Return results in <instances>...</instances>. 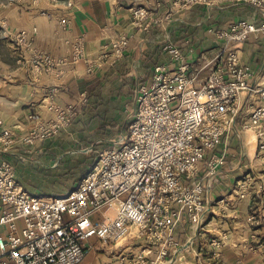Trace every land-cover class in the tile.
<instances>
[{"label":"built area","instance_id":"2783aa9c","mask_svg":"<svg viewBox=\"0 0 264 264\" xmlns=\"http://www.w3.org/2000/svg\"><path fill=\"white\" fill-rule=\"evenodd\" d=\"M52 1L62 5L59 32L69 35L74 2ZM224 2L248 4L261 19H239L215 31L222 51L200 84L180 44L164 42L162 50L174 66L157 64L150 85L138 86L127 131L99 153L74 189L51 196L32 194L18 180L15 167L0 162V264H85L96 249L107 256L95 264H172L184 247L207 232L209 219L228 213V196L212 201L210 193L227 160L218 146L238 121L246 95L260 97V103L249 108L246 126L256 131L258 147L264 150V84L251 82L253 71L239 55L253 33L264 36V0H174L173 5L213 7ZM149 14L147 8L136 7L135 25L144 28ZM15 37L31 53L38 72L65 63L37 50L28 30ZM129 43L125 34L113 39L100 61L89 63V71L103 60H119ZM73 46L74 59L83 58L84 37ZM86 101L82 96L81 104ZM47 109L51 117L35 120L22 142L33 144L57 134L73 123L81 107H60L51 98ZM18 140L0 118V150L7 151ZM254 178L251 173L242 177L237 192H249ZM258 183L264 189V173ZM184 221L192 233L182 243L176 231ZM226 242L225 233L210 239L218 251Z\"/></svg>","mask_w":264,"mask_h":264},{"label":"crops","instance_id":"0c3cea01","mask_svg":"<svg viewBox=\"0 0 264 264\" xmlns=\"http://www.w3.org/2000/svg\"><path fill=\"white\" fill-rule=\"evenodd\" d=\"M173 1L73 0L69 35L59 32L60 3L21 0L20 5L11 3L4 10L6 32L20 52L17 66L0 84V118L5 130L15 133L19 140L7 151L0 150V162H10L18 180L32 194L51 196L71 191L99 153L127 131L138 86L150 85L157 64L174 66L162 50L164 42L171 39L180 44L200 84L222 51L215 31L239 19H261L245 3L175 8ZM136 7L150 12L144 28L134 23ZM23 29L28 30V40L37 50L65 63L51 72H38L31 53L15 37ZM123 34L130 37L124 55L114 62L111 58L103 60L89 71V63L99 62L106 45ZM79 37H84V57L76 60L73 42ZM239 55L253 71L251 82L264 84V36L253 33L241 45ZM82 96L87 99L83 104ZM51 98L60 107L77 104L81 110L73 123L57 134L33 144L22 142L35 120L51 117L47 109ZM259 103V96L244 97L238 121L217 149L226 152L227 160L210 198L215 201L228 196V213L209 219L207 232L184 247L172 264H264V189L258 183L264 173V150L258 147L256 131L246 126L250 106ZM77 173L83 175L78 177ZM248 173L256 181L241 195L237 182ZM191 233L190 224L184 221L176 236L185 243ZM224 233L227 242L218 251L210 239ZM91 255L85 264H95Z\"/></svg>","mask_w":264,"mask_h":264},{"label":"rangeland","instance_id":"374dc122","mask_svg":"<svg viewBox=\"0 0 264 264\" xmlns=\"http://www.w3.org/2000/svg\"><path fill=\"white\" fill-rule=\"evenodd\" d=\"M20 5L21 0H0V84L3 83L11 73V69L17 66V54H19V46L15 40L11 39L10 34L6 32V25H4V10L11 4ZM83 173H77L76 176L81 177ZM134 239L125 243H132ZM137 242V241H136ZM124 245V246H125ZM107 253L101 250L92 252L90 258L96 263L99 259L106 258ZM194 264H197L196 262Z\"/></svg>","mask_w":264,"mask_h":264},{"label":"trees","instance_id":"16d2710c","mask_svg":"<svg viewBox=\"0 0 264 264\" xmlns=\"http://www.w3.org/2000/svg\"><path fill=\"white\" fill-rule=\"evenodd\" d=\"M94 162H95V161H93V163L91 164L90 168L93 166ZM89 170H90V169H89ZM89 170H88V171H89ZM88 171H87V172H88ZM87 172H86V173H87ZM86 173H85V174H86ZM85 174L82 176V178L85 176ZM82 178H81V179H82ZM81 179L78 181V183L81 181ZM78 183H77V184H78ZM76 186H77V185H76ZM71 190H72V189H71Z\"/></svg>","mask_w":264,"mask_h":264}]
</instances>
